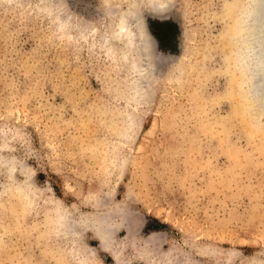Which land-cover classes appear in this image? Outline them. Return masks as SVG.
Segmentation results:
<instances>
[{
	"label": "rangeland",
	"instance_id": "374dc122",
	"mask_svg": "<svg viewBox=\"0 0 264 264\" xmlns=\"http://www.w3.org/2000/svg\"><path fill=\"white\" fill-rule=\"evenodd\" d=\"M160 1L163 14L138 10L158 67L148 83L142 51L133 72L104 43L144 0H0L1 153L65 204L72 229L36 243L44 201L8 209L0 264H118L73 228L106 212L120 264H264V119L241 107L234 16L226 0Z\"/></svg>",
	"mask_w": 264,
	"mask_h": 264
},
{
	"label": "bare ground",
	"instance_id": "6f19581e",
	"mask_svg": "<svg viewBox=\"0 0 264 264\" xmlns=\"http://www.w3.org/2000/svg\"><path fill=\"white\" fill-rule=\"evenodd\" d=\"M226 1L228 16H234V20L232 21L233 37L231 41L233 42L234 40L235 42V38L238 39L236 43V53H238V56L236 58L237 62L235 63H237L236 69L238 73L241 74H238L239 79L242 77L241 81L239 80L241 87L243 86L242 93L240 94L241 107L243 105L244 108V111H242L244 114H247L250 110L249 107L252 106L253 110L257 112L261 111L260 117L264 119V112L261 110L264 109V0ZM140 9L148 11L150 14L160 15L166 12L168 5L160 0H144L141 7H132L129 5L119 18L109 24L111 30L108 36H105L106 42L104 40L102 41L106 44L107 42H115L118 53H122L123 60L124 58L128 59L124 61H128L127 66H129L130 70L133 72L134 70L139 71L136 68L141 69L137 67V61H140L138 60L140 56L142 55V59L146 57L147 60H143L146 69L143 67L144 71H140L141 73L137 72L136 74H139L141 80L143 79L145 82L152 83L155 79L153 76L154 70L155 68L158 69V67L154 61V56H151L150 53L152 50V40L150 43L149 36L146 33L144 19L138 11ZM230 11L232 12L231 15L229 13ZM228 29L230 35V28ZM104 43L102 42V44ZM111 50L113 51V49ZM141 51L142 53H140ZM139 53L141 55H139ZM136 56L139 57L138 59L136 58L137 61L135 60ZM238 77L235 76V79H238ZM235 79L233 80L235 81ZM236 84V86H240V84ZM237 102L235 104H237ZM239 106H237L238 110ZM237 109L235 108V110ZM7 148H10V141L4 138L0 143V170H2L6 182L4 184L0 183V213H5L8 209L15 212L19 208L21 213L25 216L28 211L35 207L38 200L42 199V201H44V206L47 208V214L42 224L36 223L33 225L34 227L32 226V229H30L35 232V234L32 235L35 242L38 243L44 238L51 242L58 233H61L60 236L67 240L72 233V229L68 227L70 220L68 208L61 200L54 198L52 195H43L42 190L39 189L34 181L35 173L26 165L20 164L13 156L1 153L2 149ZM2 193H6L9 197H14L16 199L5 203L1 200ZM107 214V212L106 214L103 213V217L107 218ZM104 218L98 217L93 221H89L91 223L83 219L80 222L74 223L73 228L78 229V231L91 228L100 250L105 252L116 263L120 264L116 246L107 233L108 229L106 225L108 226L109 223ZM44 228L45 230L43 231ZM83 230H81L80 233H83ZM26 232L23 231L21 236H26ZM50 242L47 246L53 248V244ZM6 248H8V246H6L5 249ZM141 262L147 264L144 259H142ZM95 263L97 264L99 262ZM91 264H94V262ZM220 264H226V262ZM239 264H260V261H242Z\"/></svg>",
	"mask_w": 264,
	"mask_h": 264
}]
</instances>
